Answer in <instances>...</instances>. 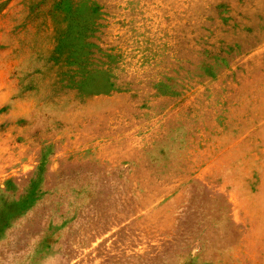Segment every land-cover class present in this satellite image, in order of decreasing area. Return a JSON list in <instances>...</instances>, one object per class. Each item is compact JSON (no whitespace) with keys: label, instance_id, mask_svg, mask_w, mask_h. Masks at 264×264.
<instances>
[{"label":"rangeland","instance_id":"374dc122","mask_svg":"<svg viewBox=\"0 0 264 264\" xmlns=\"http://www.w3.org/2000/svg\"><path fill=\"white\" fill-rule=\"evenodd\" d=\"M0 264H264V0H0Z\"/></svg>","mask_w":264,"mask_h":264}]
</instances>
